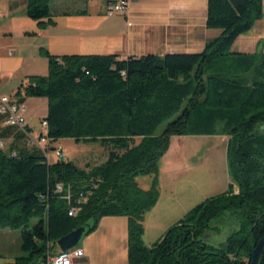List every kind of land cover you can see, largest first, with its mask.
I'll use <instances>...</instances> for the list:
<instances>
[{
    "label": "trees",
    "instance_id": "trees-1",
    "mask_svg": "<svg viewBox=\"0 0 264 264\" xmlns=\"http://www.w3.org/2000/svg\"><path fill=\"white\" fill-rule=\"evenodd\" d=\"M50 1L26 0L25 14L39 29L55 24ZM262 17V0H207L205 26L220 35L198 54L121 59L41 49L47 74L26 76L13 97L47 100L49 150L71 139L99 143L108 157L81 169L70 161L48 164L39 149L0 150V229L20 230L23 254L7 264H45L60 238L80 227L88 236L104 217L127 218V264H249L264 236V54L230 49ZM173 136L227 137L231 183L147 247L142 221L158 200V166ZM143 176L153 177L148 190L136 182ZM226 214L236 229L209 245L210 223Z\"/></svg>",
    "mask_w": 264,
    "mask_h": 264
},
{
    "label": "crops",
    "instance_id": "crops-1",
    "mask_svg": "<svg viewBox=\"0 0 264 264\" xmlns=\"http://www.w3.org/2000/svg\"><path fill=\"white\" fill-rule=\"evenodd\" d=\"M112 1L59 0L50 7L55 12V24L34 33L37 38L46 42L45 47L41 49L55 56L112 54L121 59L147 54H198L203 51L207 41L220 35V30L207 29L205 26L207 0H129L128 17H108L105 15L106 6ZM25 3L26 0H0V17H6L4 11L16 10L22 4L25 7ZM76 12L84 13L66 15ZM230 51L237 54H264V9L262 19L257 21L247 34L238 37ZM43 59L39 54L37 62L41 64L42 70L32 75L47 74V64ZM26 76L31 75L24 77ZM14 93L15 91L7 94L3 87L0 88V96L12 97ZM23 104L25 128L34 138L43 132L40 122L47 114V100L28 98ZM171 145L170 141L169 146ZM52 146L56 147L54 143ZM36 149L28 144L23 132L6 126L0 116V150L26 154ZM159 169L161 171V166ZM230 183V179L227 180V188ZM160 196L159 192L155 206L146 214L154 213L166 204V201L161 202ZM183 205L171 203L164 207L168 215L174 213L176 216L174 223L190 210H182ZM174 223L166 226L161 224L158 229L159 237L155 242ZM147 225L143 218L144 233ZM78 249L83 252V260L73 264H127V218H102L97 229L81 240Z\"/></svg>",
    "mask_w": 264,
    "mask_h": 264
},
{
    "label": "rangeland",
    "instance_id": "rangeland-1",
    "mask_svg": "<svg viewBox=\"0 0 264 264\" xmlns=\"http://www.w3.org/2000/svg\"><path fill=\"white\" fill-rule=\"evenodd\" d=\"M58 1L51 0L49 6L53 7ZM3 14L6 17H0V88L3 87L8 94L17 90L25 75L39 73L42 70L37 59L46 42L34 35L39 28L37 22L26 16L24 4L16 10L4 11ZM43 61L47 64L46 58ZM261 129L264 132V127ZM138 141L139 139H136V142ZM170 141L172 145L159 162L157 176L161 202L166 201V204L154 213L144 215L143 218L148 224L142 235L145 246L155 243L159 237L158 229L161 224L166 226L175 222L174 213L168 215L164 210L166 205L184 204L181 209L187 211L205 199L227 190L229 180L225 157L227 137L182 136L171 137ZM54 145L61 148L63 157L57 159L54 153L50 152L52 162L70 161L81 169L101 165L108 157V150L99 143H75L71 139H62L54 142ZM152 181L151 176L136 179L138 186L143 190L150 189ZM234 191H237L236 187ZM35 222L36 220H32L31 225ZM210 226L212 230L207 234L206 241L214 247L223 243L237 227L234 219L228 214L212 221ZM19 233L20 230L0 229V264L10 263L23 255L20 251ZM80 245L81 241L76 248ZM57 250L58 246L51 250V255L57 253Z\"/></svg>",
    "mask_w": 264,
    "mask_h": 264
},
{
    "label": "built area",
    "instance_id": "built-area-1",
    "mask_svg": "<svg viewBox=\"0 0 264 264\" xmlns=\"http://www.w3.org/2000/svg\"><path fill=\"white\" fill-rule=\"evenodd\" d=\"M128 4L129 0H113L106 6L105 15L112 17L115 15H121L128 17ZM262 8L264 9V0H262ZM1 16V13H0ZM130 26V23H128ZM0 116L3 117V123L6 126L15 127L26 136L29 145L41 150L44 153L46 162L52 163L50 160V152H53L57 159H62L63 153L61 148L53 147L51 150L50 140L47 138V124L44 121L40 122L42 133L36 137H31L25 128V107L24 104L19 103L16 98L8 96H0ZM48 149V150H47ZM57 192L62 191L61 185L56 187ZM66 200L70 199V196L65 197ZM82 202L86 201V196L80 195ZM79 200V201H80ZM74 214V210H71L70 215ZM83 260V252L78 248H72L67 251H59L54 255L50 253L47 255L45 264H73Z\"/></svg>",
    "mask_w": 264,
    "mask_h": 264
},
{
    "label": "water",
    "instance_id": "water-1",
    "mask_svg": "<svg viewBox=\"0 0 264 264\" xmlns=\"http://www.w3.org/2000/svg\"><path fill=\"white\" fill-rule=\"evenodd\" d=\"M86 232V227H80L72 232L68 233L64 237L60 238L56 245L58 246L60 251H67L69 249L75 248L78 243L83 238ZM264 251V236L259 240L253 249L249 264H259L260 258Z\"/></svg>",
    "mask_w": 264,
    "mask_h": 264
},
{
    "label": "clouds",
    "instance_id": "clouds-1",
    "mask_svg": "<svg viewBox=\"0 0 264 264\" xmlns=\"http://www.w3.org/2000/svg\"><path fill=\"white\" fill-rule=\"evenodd\" d=\"M60 251V250H59Z\"/></svg>",
    "mask_w": 264,
    "mask_h": 264
}]
</instances>
